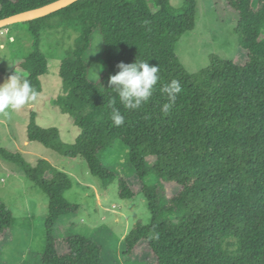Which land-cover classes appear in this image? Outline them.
Masks as SVG:
<instances>
[{
  "label": "trees",
  "instance_id": "16d2710c",
  "mask_svg": "<svg viewBox=\"0 0 264 264\" xmlns=\"http://www.w3.org/2000/svg\"><path fill=\"white\" fill-rule=\"evenodd\" d=\"M55 0H0V18ZM153 2L156 10L150 7ZM238 15L235 33L246 51L239 63L209 56L207 67L189 73L175 55L181 36L194 28L195 0L174 7L169 0H78L49 15L24 22L32 36V51L14 62L15 70L30 80L37 93L40 77L48 71L40 49L46 29H69L77 34L74 47L61 60V93L55 104L73 117L80 133L71 144L57 127H41L31 111L27 139L59 154L82 157L104 187L115 180L118 196L132 199L135 192L126 175L107 168L100 153L121 141L128 162L141 183L151 215L149 224L135 223L123 239L131 257L140 241H147L157 264H264V0H226ZM102 37L104 68L95 82L88 81L86 54L92 36ZM147 60L160 68L150 100L139 109L123 107L109 76L119 62ZM176 79L182 85L169 112L161 109L168 97L161 89ZM125 116L121 126L111 119L109 100ZM0 155L17 164L48 196L47 245L38 254L40 264H105L102 247L84 237L65 240L59 248L51 232L77 205L63 197L71 188L67 175L44 159L35 166L16 152L0 148ZM155 156L152 166L146 158ZM153 174L155 183L145 178ZM178 191L167 197L165 186ZM12 211L0 197V236L10 229Z\"/></svg>",
  "mask_w": 264,
  "mask_h": 264
},
{
  "label": "rangeland",
  "instance_id": "374dc122",
  "mask_svg": "<svg viewBox=\"0 0 264 264\" xmlns=\"http://www.w3.org/2000/svg\"><path fill=\"white\" fill-rule=\"evenodd\" d=\"M174 7L182 5L183 0H169ZM195 25L185 32L175 46V55L189 73H196L209 64L211 54L227 60L244 63L246 51L239 45L234 29L238 22L236 12L228 8L226 0H195ZM153 11L156 10L150 2ZM77 34L69 29H46L41 34L40 49L45 54L48 71L40 77L42 91L37 99L22 109L10 113L9 117L0 115V148L21 154L35 166L39 159L64 172L71 182V188L63 192V197L77 205V212L60 218L51 232L56 240L59 253L65 248V240L84 236L102 247L105 264H157L147 241H140L131 257L123 252V239L130 233L136 222L149 224L151 215L147 200L141 192V183L128 162V148L116 141L111 148L100 153L104 165L117 175H126L135 196L121 199L115 180L104 187L101 180L93 176L85 160L78 156L67 158L37 141L27 139V123L31 111L36 113V123L41 127H57L63 142L71 144L80 133L74 125L73 117L62 113L55 104L61 93L62 81L59 68L67 50L74 47ZM101 34L95 31L89 51L94 50ZM264 41V31L260 35ZM96 52L86 54L90 68L102 71V41L96 45ZM32 51V36L27 24L15 23L0 27V83L8 76L3 70H12L17 59ZM90 71V69H89ZM97 81V80H96ZM152 166L155 156L146 158ZM149 185L155 183L153 174L145 178ZM179 189L176 184L165 186L167 197ZM0 197L12 211L13 219L9 230L0 236V264H40L38 254L47 245L46 217L48 196L29 180L23 170L0 155Z\"/></svg>",
  "mask_w": 264,
  "mask_h": 264
},
{
  "label": "clouds",
  "instance_id": "9594fccd",
  "mask_svg": "<svg viewBox=\"0 0 264 264\" xmlns=\"http://www.w3.org/2000/svg\"><path fill=\"white\" fill-rule=\"evenodd\" d=\"M97 40L94 44L96 52ZM116 67L119 69L115 74L109 76L108 87L114 89L119 97L120 103L125 109L136 110L147 103L152 97L153 90L159 80L160 68L158 65H150L147 60L132 63L119 62ZM102 71L103 65H97ZM88 81L95 82L98 79V72L89 68ZM161 91L167 95L168 101L162 105L161 111L167 114L175 102L176 95L181 93V83L173 79L163 86ZM38 93L30 80L23 73L14 71L7 79L0 83V115L9 117L11 112L22 109L25 105L34 102ZM116 100L110 99L109 106L112 108L111 119L115 126H121L125 122V116L119 108L115 107Z\"/></svg>",
  "mask_w": 264,
  "mask_h": 264
},
{
  "label": "water",
  "instance_id": "95a60500",
  "mask_svg": "<svg viewBox=\"0 0 264 264\" xmlns=\"http://www.w3.org/2000/svg\"><path fill=\"white\" fill-rule=\"evenodd\" d=\"M78 0H55L39 7L31 8L18 12L3 18H0V27L12 25L15 23H23L43 16L49 15L57 10H60Z\"/></svg>",
  "mask_w": 264,
  "mask_h": 264
}]
</instances>
